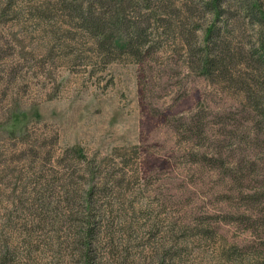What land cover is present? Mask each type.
Returning a JSON list of instances; mask_svg holds the SVG:
<instances>
[{
    "label": "rangeland",
    "instance_id": "rangeland-1",
    "mask_svg": "<svg viewBox=\"0 0 264 264\" xmlns=\"http://www.w3.org/2000/svg\"><path fill=\"white\" fill-rule=\"evenodd\" d=\"M262 13L0 0V264H264Z\"/></svg>",
    "mask_w": 264,
    "mask_h": 264
},
{
    "label": "trees",
    "instance_id": "trees-1",
    "mask_svg": "<svg viewBox=\"0 0 264 264\" xmlns=\"http://www.w3.org/2000/svg\"><path fill=\"white\" fill-rule=\"evenodd\" d=\"M262 17L264 18V13H262ZM210 33H211V32H210ZM127 37H129V38H130L129 40H131V37H130V36H126L125 39H126ZM214 57H216V56H214ZM213 61L215 62V61H216V58H213V57H210L209 55H207V59H206V63H205V67L208 68V66H210V65L213 63ZM206 68H205V69H206ZM206 70H207V69H206Z\"/></svg>",
    "mask_w": 264,
    "mask_h": 264
}]
</instances>
